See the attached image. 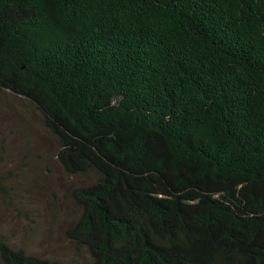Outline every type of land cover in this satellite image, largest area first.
Segmentation results:
<instances>
[{"label":"trees","instance_id":"1","mask_svg":"<svg viewBox=\"0 0 264 264\" xmlns=\"http://www.w3.org/2000/svg\"><path fill=\"white\" fill-rule=\"evenodd\" d=\"M0 93L88 179L85 264H264V0H0ZM0 264L58 263L0 233Z\"/></svg>","mask_w":264,"mask_h":264},{"label":"rangeland","instance_id":"2","mask_svg":"<svg viewBox=\"0 0 264 264\" xmlns=\"http://www.w3.org/2000/svg\"><path fill=\"white\" fill-rule=\"evenodd\" d=\"M55 151L31 108L0 93V186H9V196L0 193V233L58 264H85L64 236L70 217L62 195L88 179L68 176L56 163Z\"/></svg>","mask_w":264,"mask_h":264}]
</instances>
